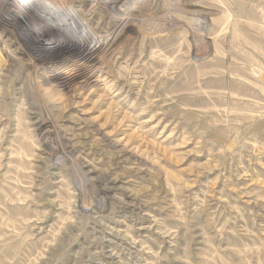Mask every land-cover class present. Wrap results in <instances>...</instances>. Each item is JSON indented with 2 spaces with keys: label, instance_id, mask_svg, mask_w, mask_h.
<instances>
[{
  "label": "rangeland",
  "instance_id": "374dc122",
  "mask_svg": "<svg viewBox=\"0 0 264 264\" xmlns=\"http://www.w3.org/2000/svg\"><path fill=\"white\" fill-rule=\"evenodd\" d=\"M0 264H264V0H0Z\"/></svg>",
  "mask_w": 264,
  "mask_h": 264
},
{
  "label": "bare ground",
  "instance_id": "6f19581e",
  "mask_svg": "<svg viewBox=\"0 0 264 264\" xmlns=\"http://www.w3.org/2000/svg\"><path fill=\"white\" fill-rule=\"evenodd\" d=\"M20 1V0H19ZM22 2V1H21ZM55 2H57V1H55ZM24 3V2H23ZM20 4V3H19ZM22 4V3H21ZM21 5L19 6H17L16 7V9H20L21 10ZM15 8H14V10H16ZM11 10V9H10ZM13 10V11H14ZM33 15V14H32ZM14 16V18H15V20L16 19H18L19 17V15L18 16H16V14L15 15H13ZM67 16H69V15H67V13L65 14L64 12H62V16L60 15V17L63 19V18H66ZM22 18V17H21ZM40 20V19H39ZM41 21H43V24H45V25H42L41 26V28H39V31H51L52 29L54 30V26H53V22H55V21H51L50 19H49V17H46V19H44V20H41ZM61 21V20H60ZM63 21V20H62ZM58 23V22H57ZM54 25H55V23H54ZM61 26H62V24H60ZM45 26V27H44ZM64 26V25H63ZM43 27V28H42ZM57 27V26H56ZM28 28V27H27ZM63 28H65V31H60L59 29H58V27H57V29L55 28V30H59L60 32H59V37H57V40H56V42L57 41H59L60 43V47L61 46H63V44H65V42H67V38H68V36L66 35V32H68V31H70L71 29L69 28V27H67V25L65 24V27H63ZM27 31V30H26ZM49 31V32H50ZM72 32H73V34L71 33V34H69V37L71 36V38H77L78 40H79V43L77 44V46L78 45H80L81 44V42L83 41L82 40V38H81V31H78V29H75V30H71ZM24 32H25V30H24ZM65 32V33H64ZM28 33V32H27ZM26 34V33H25ZM24 34V37L26 38V39H28L29 38V36L27 37V35H25ZM54 34V33H53ZM68 34V33H67ZM49 35V34H48ZM35 37H37V36H35ZM38 38V37H37ZM56 38V37H55ZM24 39V38H23ZM40 39V38H39ZM53 40V39H52ZM26 41V40H25ZM41 41V40H40ZM29 42V41H28ZM30 43V42H29ZM38 43V41L35 39V40H33L32 42H31V44H33L34 46H37V47H39V49H40V52L42 51L43 52V49H41V44H37ZM76 44V43H75ZM32 45V46H33ZM31 46V45H30ZM49 47V45L48 46H45L44 47V49H47ZM53 47V46H52ZM54 49V48H53ZM61 50V49H60ZM53 54V53H52ZM48 55V54H47ZM43 56V55H42Z\"/></svg>",
  "mask_w": 264,
  "mask_h": 264
}]
</instances>
